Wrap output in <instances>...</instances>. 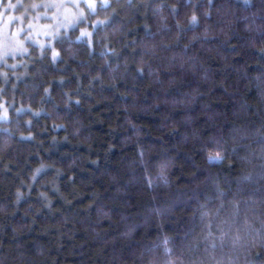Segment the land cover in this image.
<instances>
[{
	"label": "trees",
	"instance_id": "trees-1",
	"mask_svg": "<svg viewBox=\"0 0 264 264\" xmlns=\"http://www.w3.org/2000/svg\"><path fill=\"white\" fill-rule=\"evenodd\" d=\"M71 8L0 61V264H264V0Z\"/></svg>",
	"mask_w": 264,
	"mask_h": 264
},
{
	"label": "rangeland",
	"instance_id": "rangeland-1",
	"mask_svg": "<svg viewBox=\"0 0 264 264\" xmlns=\"http://www.w3.org/2000/svg\"><path fill=\"white\" fill-rule=\"evenodd\" d=\"M64 1L65 3L61 4L60 0H52L51 8L47 10L52 12H42L38 19L31 17L28 21L0 9V61L8 55L25 52L27 42H52L51 36L55 35L61 26L71 25L81 16L75 8H71L72 6L81 3L93 6L95 3V0Z\"/></svg>",
	"mask_w": 264,
	"mask_h": 264
}]
</instances>
